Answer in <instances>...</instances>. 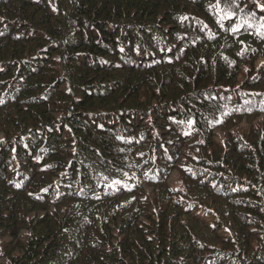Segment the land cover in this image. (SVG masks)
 I'll return each instance as SVG.
<instances>
[{
  "label": "trees",
  "instance_id": "1",
  "mask_svg": "<svg viewBox=\"0 0 264 264\" xmlns=\"http://www.w3.org/2000/svg\"><path fill=\"white\" fill-rule=\"evenodd\" d=\"M262 25L264 0H0V264H264Z\"/></svg>",
  "mask_w": 264,
  "mask_h": 264
},
{
  "label": "snow or ice",
  "instance_id": "2",
  "mask_svg": "<svg viewBox=\"0 0 264 264\" xmlns=\"http://www.w3.org/2000/svg\"><path fill=\"white\" fill-rule=\"evenodd\" d=\"M261 27L264 28V25H262ZM233 31H236V28H234ZM260 34H261V35H264V33H260ZM241 43H243V42H241ZM242 54H243V49H242L241 53H238V55H242ZM192 123H193L192 120H189V121H188V124H189V125H191ZM217 123H219V121H217ZM113 183H114V184H118V183H120V181H114Z\"/></svg>",
  "mask_w": 264,
  "mask_h": 264
}]
</instances>
